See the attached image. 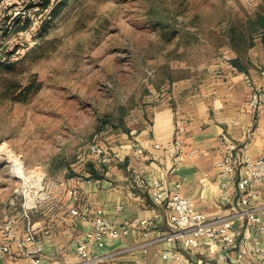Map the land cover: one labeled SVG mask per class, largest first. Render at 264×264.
<instances>
[{
  "label": "rangeland",
  "instance_id": "374dc122",
  "mask_svg": "<svg viewBox=\"0 0 264 264\" xmlns=\"http://www.w3.org/2000/svg\"><path fill=\"white\" fill-rule=\"evenodd\" d=\"M30 3L0 0V57L16 62L0 68V216L30 206L27 179H41L37 207L62 178L89 179L83 149L165 91L168 68L174 82L205 78L220 54L252 47L264 16V0H66L51 17Z\"/></svg>",
  "mask_w": 264,
  "mask_h": 264
},
{
  "label": "crops",
  "instance_id": "0c3cea01",
  "mask_svg": "<svg viewBox=\"0 0 264 264\" xmlns=\"http://www.w3.org/2000/svg\"><path fill=\"white\" fill-rule=\"evenodd\" d=\"M243 55L233 50L220 54L206 67L205 78L193 75L168 84L157 98L144 103L129 117L126 128L115 127L105 132L100 142L110 160L102 162L94 157L102 177L86 179L89 175L84 172L64 177L57 189H50L49 196L39 207L36 203L14 214L0 216V222L15 217L21 235L29 232L34 235L31 252L13 247L10 252L0 253V264H31L34 257H40L42 264L77 261V242L93 226L90 221L73 216V207L91 216L102 208L117 223H131L128 236L107 239L104 247L93 244L92 254H110L145 241L139 225L142 219L151 222L147 239L159 238L170 230L171 224L168 208L153 200V180L156 178L167 188L180 181L181 192L191 197L196 208L207 215L227 214L239 206L243 192L237 182L244 169H239L230 179L221 173L215 161L226 156L230 143L248 149L253 157L264 152L262 34ZM238 56L240 66L232 62ZM255 91L263 100L259 108L249 106ZM176 118L185 124L186 151H193V154L173 169L172 159L156 151L154 144L172 142ZM132 130L136 132L132 133ZM139 146L146 152L137 156L135 150ZM154 153H159L160 157L153 158ZM224 182L226 186H223ZM74 188L78 190L76 200L70 194ZM253 190V201L264 203V182L255 185ZM238 228L240 237L229 255L220 241L204 239L198 249H193L179 240H161L152 243L147 251H124L104 261L105 264H182L183 260L186 264H236L237 252L242 251L249 263L264 264V257L256 255L251 244L240 243L244 236L259 237L264 241V231L247 221L239 222ZM3 243L11 242L0 240V244ZM165 250L180 251L181 260L163 258Z\"/></svg>",
  "mask_w": 264,
  "mask_h": 264
},
{
  "label": "built area",
  "instance_id": "2783aa9c",
  "mask_svg": "<svg viewBox=\"0 0 264 264\" xmlns=\"http://www.w3.org/2000/svg\"><path fill=\"white\" fill-rule=\"evenodd\" d=\"M263 105V100L258 91L252 94L249 102L251 108H259ZM186 127L180 118L175 120L174 139L169 144L155 143L156 151L165 153L172 159L173 169H177L179 164L190 158L193 151L187 152L184 140ZM135 133L136 130H132ZM228 153L225 157L216 159L215 165L221 173L228 178H234L239 169H244V174L238 179V188L243 192L241 203L233 208V211L227 214L207 215L196 208L195 201L181 192L182 183L175 182L172 187L167 188L161 179L153 180V200L156 204L165 205L169 210V222L171 228L168 232L155 240L147 239L151 230V222L149 219H142L139 225L142 228V235L146 238L141 243L134 244L125 249L112 252L110 254L96 255L92 254L93 244L104 247L107 239H118L130 234L131 223L125 221L117 223L110 218L104 211L99 208L93 216L80 211L78 207L71 209L73 216L82 220L91 222L93 228L88 231L85 236L77 242L78 260L71 263L62 264H105V259L111 255L119 254L124 251L143 250L147 251L148 247L157 241H181L184 246L198 249L204 239L212 241H220L222 248L227 255L230 254L234 244L240 237L238 224L241 221H247L256 226L259 231H264V203L253 201L255 196L254 186L264 182V152L253 157L246 148H239L236 144L227 145ZM239 151L242 152L239 155ZM146 152L142 146L136 147L135 154L137 156ZM99 158L102 162H108L105 146L97 138L83 149L80 162H87L90 158ZM153 158H159V153H154ZM226 186V183H223ZM70 194L76 200L78 198V190L76 188L70 190ZM37 203V201H36ZM32 207V206H28ZM7 239L11 243L0 244V253L10 252L16 247L27 252H31L30 245L34 242V235L29 232L21 235L17 229V220L15 217H7L0 222V240ZM241 244L249 243L252 251L264 257V241L259 237H246L240 241ZM163 258H172L181 260L180 251L165 250L162 253ZM186 264V261H181ZM31 264H42L40 257H34ZM236 264H251L244 256L242 251L237 252Z\"/></svg>",
  "mask_w": 264,
  "mask_h": 264
},
{
  "label": "trees",
  "instance_id": "16d2710c",
  "mask_svg": "<svg viewBox=\"0 0 264 264\" xmlns=\"http://www.w3.org/2000/svg\"><path fill=\"white\" fill-rule=\"evenodd\" d=\"M65 1L66 0H60L57 3V0L56 1L55 0H31V3L29 4V8H32L33 6H37V7H39V9L41 11H46L48 17H51V16L55 15L58 12L59 6H61L62 3L65 2ZM24 18L25 19H23V20L21 18H19V20H17V21H23V25L20 27L21 29L30 27L31 24H32L30 17H24ZM48 21H49L48 18L45 19L44 23L42 25L45 26V24H47ZM258 25H259L260 28H257ZM251 27L255 30V32H260L262 30L261 34L264 37V16L263 15H257L256 19L251 22ZM233 32H234V29H232V33ZM242 36L243 35L236 36V34H234V36L231 37L230 42L233 41V42H237L238 43V41L241 38L243 39ZM243 40L247 41L245 39V37H244ZM248 40H249V41H247L248 44H250V46H253L254 45V33H250V36H249ZM232 62L234 63V65L240 66V63H239L240 62V56H238L236 58H233ZM15 63H16L15 61L11 60V54L10 53H9V56L7 57L6 60H3L0 57V68L2 66L12 67L13 64H15ZM167 71H168V73H167L168 76L166 77V81L165 82L172 84L176 80L174 75H173V73H172L175 70H173L171 68H168ZM33 89H34V82L33 81H29L27 84L23 85L22 90L19 92L20 98L23 99V100L28 99V97L31 94ZM116 127H117V125H116ZM121 127L122 128H126V125L124 124V122H122ZM86 166H87V170L90 172V178L93 179V178L102 177L101 171L96 167L94 158H90L87 161V165Z\"/></svg>",
  "mask_w": 264,
  "mask_h": 264
},
{
  "label": "bare ground",
  "instance_id": "6f19581e",
  "mask_svg": "<svg viewBox=\"0 0 264 264\" xmlns=\"http://www.w3.org/2000/svg\"><path fill=\"white\" fill-rule=\"evenodd\" d=\"M18 165L19 167H21V172L23 171L22 170V167H24V164L21 163V162H18ZM24 169V168H23ZM25 178H29L28 176H26ZM39 180L41 181L40 177L36 178V179H27L26 181V189L24 190L27 194V196L29 197V201H28V204L30 206L34 205L37 201V197L38 195L39 196H42L43 193L39 194L41 192L40 190V186L41 183H39Z\"/></svg>",
  "mask_w": 264,
  "mask_h": 264
}]
</instances>
